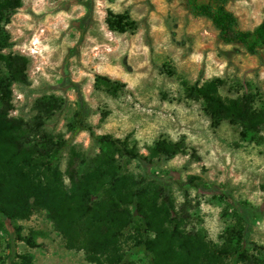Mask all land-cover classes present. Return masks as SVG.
Listing matches in <instances>:
<instances>
[{
	"label": "rangeland",
	"instance_id": "374dc122",
	"mask_svg": "<svg viewBox=\"0 0 264 264\" xmlns=\"http://www.w3.org/2000/svg\"><path fill=\"white\" fill-rule=\"evenodd\" d=\"M226 6L241 29H251L264 18V0H227ZM106 9L127 10L136 30L110 31L104 23ZM4 29L13 42L9 51L27 58V82L12 86L9 115L30 120L34 100L53 95L61 106L42 128L55 138L71 136L69 122L83 102V120L95 133L118 138L129 134L142 153L158 137L182 139L185 154L148 167L131 160L125 163L126 171L133 175L148 171L172 180L198 176L201 187H189L185 195L171 180L164 181L175 207L186 215V228L201 231L214 245L222 243L225 228L234 223L230 206L246 202L255 210L248 239L264 249V124L257 141L241 140L226 121L211 128L200 102L182 97L183 83L198 76L201 81L219 77L224 81L223 96L251 93L256 105L263 102L264 50L248 54L239 44L220 42L210 22L191 15L184 0H21ZM95 73L125 86L115 96L95 90ZM71 144L86 155L99 151L85 131H76ZM67 158L63 151L61 171ZM15 224L21 234L28 229L40 232L36 246L10 240L0 230V264H6L8 243L16 252L29 253L31 264H91L82 251L64 248L43 210H34ZM126 235L125 231L121 242L123 264H147Z\"/></svg>",
	"mask_w": 264,
	"mask_h": 264
},
{
	"label": "trees",
	"instance_id": "16d2710c",
	"mask_svg": "<svg viewBox=\"0 0 264 264\" xmlns=\"http://www.w3.org/2000/svg\"><path fill=\"white\" fill-rule=\"evenodd\" d=\"M226 4L227 0H184L191 15L210 22L220 42L239 44L248 54L264 50V18L251 29H241ZM20 5L21 0H0V230L10 240L35 247L40 232L28 229L21 234L15 222L26 220L34 210H43L64 248L82 251L91 264H123L125 231L131 248L140 251L147 264H264V249L248 239L255 210L246 202L230 206L234 223L225 228L222 243L214 245L201 231L186 228V215L175 207L164 181L171 180L185 195L189 187H201L198 176L172 180L148 171L138 175L126 171L125 163L131 160L148 167L157 160L185 154L182 139L158 137L142 153L129 141V134L118 138L95 133L83 120V102L69 122L71 136L55 138L42 128L61 106L60 98L53 95L34 100L35 113L30 120L8 114L13 107L12 86L27 82V58L9 51L13 42L4 29V22ZM104 23L117 33H133L137 28L127 10L106 9ZM68 83L77 90L75 83ZM223 85L219 77L201 81L198 76L182 84V97L200 102L211 128L226 121L237 129L241 140L257 141L264 124V101L256 105L251 93L223 96ZM92 86L115 96L125 85L95 73ZM76 131H85L99 151L93 155L77 151L71 144ZM189 150L194 155L193 149ZM63 151L68 152V158L61 171ZM7 247L6 264H31L29 253L16 252L9 243Z\"/></svg>",
	"mask_w": 264,
	"mask_h": 264
}]
</instances>
